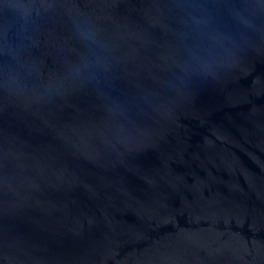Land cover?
Wrapping results in <instances>:
<instances>
[{
    "label": "water",
    "instance_id": "95a60500",
    "mask_svg": "<svg viewBox=\"0 0 264 264\" xmlns=\"http://www.w3.org/2000/svg\"><path fill=\"white\" fill-rule=\"evenodd\" d=\"M0 264H264V0H0Z\"/></svg>",
    "mask_w": 264,
    "mask_h": 264
}]
</instances>
